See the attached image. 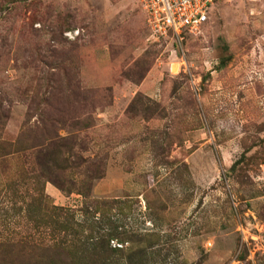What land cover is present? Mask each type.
Masks as SVG:
<instances>
[{
	"label": "rangeland",
	"instance_id": "1",
	"mask_svg": "<svg viewBox=\"0 0 264 264\" xmlns=\"http://www.w3.org/2000/svg\"><path fill=\"white\" fill-rule=\"evenodd\" d=\"M137 93L165 117L127 113ZM0 117L23 149L0 158V264H46L48 225L71 218L62 264H87L108 222L139 237L109 241L111 264H264V0L159 42L138 0H0ZM50 159L78 165L51 169L68 193L43 182Z\"/></svg>",
	"mask_w": 264,
	"mask_h": 264
},
{
	"label": "trees",
	"instance_id": "2",
	"mask_svg": "<svg viewBox=\"0 0 264 264\" xmlns=\"http://www.w3.org/2000/svg\"><path fill=\"white\" fill-rule=\"evenodd\" d=\"M127 113H130L132 115H140L142 116V118L144 120H150L154 117H159V118H163L165 117V113L164 110L159 106L158 103L152 101L150 98L143 96L139 93H137L133 99L131 100L130 104L128 105L127 108ZM1 120V117H0ZM1 124V121H0ZM23 150V149H21ZM20 149H14L13 145L8 144L4 141H2L0 139V158H6L9 157L11 155H15L18 152L21 151ZM67 152H70L72 155L73 149L72 147H67ZM82 160V159H81ZM83 163H86V172H90V174H93V178L95 177L96 179L100 178L103 168H100L98 166H96L91 160L83 161ZM38 165L40 166V170H41V177L43 178V182L45 183H51L52 185H54L57 189H59L61 192L64 193H68V190L65 189L63 183H61V181L57 178H51V173L52 171H66V170H73L75 169L78 165L73 164L71 166H67L65 168L64 165H59L56 164L54 162V159H50V161H44L42 162H38ZM102 167V166H101ZM52 169V171H51ZM35 179V186H34V190L36 192V195L39 197L37 198V201H39L40 198L44 199V194L42 191L41 186L38 188V185H41L40 180ZM75 183H71L72 186H74ZM69 193H72V191L70 190ZM84 195V194H82ZM88 194L84 197H87ZM45 198L47 199V197L45 196ZM117 200H113V201H108V200H94V210L96 209H101L102 207L104 208L107 205H111L110 208H113L115 206H117ZM102 208V209H103ZM51 213L49 216H51L55 211L59 210L54 206H51V208H49ZM52 217H54V215H52ZM56 221L53 222L52 224L48 225L49 227H47L48 232H50V234L54 235V239H52L49 245L46 246L45 252H46V260L47 263L46 264H62L61 263V252L68 250V246L66 244H70L73 241L72 239H66L65 237V230L70 229L72 226H77L78 224H76L72 218H71V223L70 221H68L67 219H64L62 221H59L57 219H55ZM108 228L112 227V231L109 230V232L104 233V237H100L98 238L93 244H87L88 247L91 248H85L82 251H77L76 253L78 255H80L87 264H111L110 263V252L107 253L108 246H109V241H117L118 243L123 244L124 242L127 241H131V240H137L139 237H136L135 234L133 233H128L125 231V229H122L120 226H114L112 225L110 222L107 223ZM55 228L63 229V234L60 233H56L55 232ZM120 228V230H119ZM61 231V230H60ZM60 235H63L62 238L60 239ZM59 236V237H58ZM65 237V238H64ZM56 239V240H55ZM75 240V239H74ZM63 241V242H62ZM140 241H136V243H139ZM67 252V251H66ZM69 252V251H68ZM73 252V251H71ZM69 252L72 260L74 258V255H72V253ZM111 252H114V250H111ZM134 257L136 259H134ZM143 257H144V252L143 251H138L137 253L131 256L127 257V262L126 264H143Z\"/></svg>",
	"mask_w": 264,
	"mask_h": 264
},
{
	"label": "built area",
	"instance_id": "3",
	"mask_svg": "<svg viewBox=\"0 0 264 264\" xmlns=\"http://www.w3.org/2000/svg\"><path fill=\"white\" fill-rule=\"evenodd\" d=\"M148 37L154 42L182 39L203 28L220 0H138Z\"/></svg>",
	"mask_w": 264,
	"mask_h": 264
}]
</instances>
